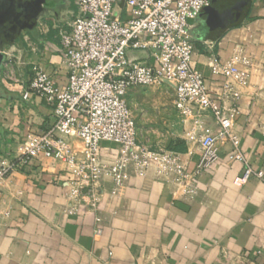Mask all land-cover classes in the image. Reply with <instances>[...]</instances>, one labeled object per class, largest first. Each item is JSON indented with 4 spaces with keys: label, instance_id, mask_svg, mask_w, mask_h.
Listing matches in <instances>:
<instances>
[{
    "label": "crops",
    "instance_id": "crops-1",
    "mask_svg": "<svg viewBox=\"0 0 264 264\" xmlns=\"http://www.w3.org/2000/svg\"><path fill=\"white\" fill-rule=\"evenodd\" d=\"M11 6L18 22L0 41V158L16 166L0 180V264H264V0H232L217 13L209 5L188 28L191 64L213 95L224 78L210 72V53L250 58L248 83L239 87L235 129L241 151L261 177L234 184L244 166L228 160L225 144L216 162L197 177L190 196L157 177L153 168L145 174L130 168L114 195L112 180L103 178L98 212L81 206L76 213L64 211L73 175L62 162L40 156L21 165L18 159L26 136L53 123L51 106L38 97L22 99L21 93L38 70L58 85L67 83L58 28L68 27L77 0H13ZM120 7L116 11L125 17ZM151 50L130 49L127 58L149 62ZM166 84L174 94L169 83L158 87ZM173 124L177 138H169L166 146L184 147L178 152L193 169L200 148L184 137L188 122L176 118ZM205 124L216 127L210 114ZM74 145L81 147L78 140ZM99 152L112 159L117 145L102 141ZM97 214L102 217L98 235Z\"/></svg>",
    "mask_w": 264,
    "mask_h": 264
},
{
    "label": "built area",
    "instance_id": "built-area-1",
    "mask_svg": "<svg viewBox=\"0 0 264 264\" xmlns=\"http://www.w3.org/2000/svg\"><path fill=\"white\" fill-rule=\"evenodd\" d=\"M211 0H77V13L68 27L58 28L60 51L68 69L65 85L38 70L21 93L22 99L38 97L52 108L53 123L29 133L21 165L40 156L59 160L73 177L67 180L65 212L81 206L99 211L103 178L113 182L111 195L125 183L128 170L145 174L153 168L157 177L170 181L183 194L192 195L196 179L219 158L221 146L229 145L228 160L239 161L243 170L234 179L241 185L251 176L261 177L240 149L235 129L239 87L248 83L250 58L233 54L221 59L210 53L208 67L224 78L213 95L203 73L192 66L193 43L189 20L208 7ZM124 6L126 16L116 9ZM130 49H152L149 62L130 60ZM162 82L174 89V107L188 122L185 135L200 148L193 169L182 154L167 146L151 148L137 140L136 123L127 103L128 92ZM210 114L216 127L205 124ZM81 147L77 149L74 141ZM117 145L112 159L101 156L99 145ZM16 166L0 158V180ZM102 217L95 216V233H101ZM260 253V252H259ZM264 255V251L261 252Z\"/></svg>",
    "mask_w": 264,
    "mask_h": 264
},
{
    "label": "rangeland",
    "instance_id": "rangeland-1",
    "mask_svg": "<svg viewBox=\"0 0 264 264\" xmlns=\"http://www.w3.org/2000/svg\"><path fill=\"white\" fill-rule=\"evenodd\" d=\"M158 85L136 87L128 96V104L136 120V136L151 148L166 146L169 138H177L171 128L176 118L181 123L187 122L174 107L171 87ZM185 132L186 129L184 137Z\"/></svg>",
    "mask_w": 264,
    "mask_h": 264
},
{
    "label": "flooded vegetation",
    "instance_id": "flooded-vegetation-1",
    "mask_svg": "<svg viewBox=\"0 0 264 264\" xmlns=\"http://www.w3.org/2000/svg\"><path fill=\"white\" fill-rule=\"evenodd\" d=\"M12 2L13 0H3L2 5L0 4V41L6 37L5 30L11 29L18 22L15 14L11 12Z\"/></svg>",
    "mask_w": 264,
    "mask_h": 264
},
{
    "label": "water",
    "instance_id": "water-1",
    "mask_svg": "<svg viewBox=\"0 0 264 264\" xmlns=\"http://www.w3.org/2000/svg\"><path fill=\"white\" fill-rule=\"evenodd\" d=\"M232 0H211L210 9L214 11L215 13L220 12L224 9H228L226 7V3L231 4Z\"/></svg>",
    "mask_w": 264,
    "mask_h": 264
},
{
    "label": "trees",
    "instance_id": "trees-1",
    "mask_svg": "<svg viewBox=\"0 0 264 264\" xmlns=\"http://www.w3.org/2000/svg\"><path fill=\"white\" fill-rule=\"evenodd\" d=\"M168 147L173 149V150H177V151H183L185 149L184 147L179 148V147H175V146H171V145H169Z\"/></svg>",
    "mask_w": 264,
    "mask_h": 264
}]
</instances>
